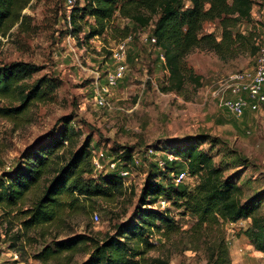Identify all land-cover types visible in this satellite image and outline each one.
I'll use <instances>...</instances> for the list:
<instances>
[{
  "label": "rangeland",
  "instance_id": "obj_1",
  "mask_svg": "<svg viewBox=\"0 0 264 264\" xmlns=\"http://www.w3.org/2000/svg\"><path fill=\"white\" fill-rule=\"evenodd\" d=\"M254 1V22L240 24L239 30L255 34L256 44H261L264 0ZM82 5L77 0L72 3L70 0H32L24 10L29 19L23 29L15 25L7 36L0 34V66L17 61L36 64L40 71L29 84L46 78L50 86L48 99L32 104L23 118L0 116V176L17 167L29 147L52 131L57 132L65 119L79 131V146L90 140L94 154L105 153L103 168L94 167L96 178L116 173L117 169L108 165L110 160H117L119 168L131 162L120 157L125 148L132 150L139 163H132L131 174L122 178L125 187L122 195L117 193L112 200L89 201L60 226L53 223L24 234L20 219L10 218L0 208V264H41L35 256L55 240L80 234L95 237L114 234L118 224L135 214L150 174L159 175L157 180L168 186L172 180L167 175L174 177L185 170L179 164L175 172H168L172 161L165 146L187 144L186 140L188 143L200 141L201 135L211 136L199 143L201 148L217 162L223 159L229 162L226 174L237 175L248 196L263 199L260 214L264 216V110L247 112L237 118L220 100L223 94L220 81L237 70L253 67L256 54L245 51L223 60L214 51L196 49L187 56V61L203 76V85L195 88L188 84L182 93L164 92L167 68L159 52L144 38L151 35L153 25L142 27L117 16L115 25H129L134 38L128 44L124 76L109 98L111 107H99L94 100L95 78L100 74L101 82L105 83L106 74L116 68L112 55L117 41L111 32L87 39L89 25L95 23L88 16L79 17L82 31L73 34L71 13ZM204 32L220 38L222 28L218 21H207ZM149 148H153V153L148 152ZM198 182L199 178L190 177L183 185L191 187ZM40 195L41 189L31 191L23 208L33 204ZM160 201L155 207L167 210L183 233L173 235L170 240L156 234L153 238L156 247L148 255L168 259L171 264H207L205 249L197 248L188 234L196 222L195 216L186 213L183 207L170 202L163 205ZM94 212L99 214L96 222ZM250 225L249 219H242L224 226L233 264H264V252L257 250L244 234ZM18 233L23 235L15 240ZM88 257L82 251L74 255L64 253L49 263L61 264L72 258L73 263L80 264Z\"/></svg>",
  "mask_w": 264,
  "mask_h": 264
},
{
  "label": "trees",
  "instance_id": "obj_2",
  "mask_svg": "<svg viewBox=\"0 0 264 264\" xmlns=\"http://www.w3.org/2000/svg\"><path fill=\"white\" fill-rule=\"evenodd\" d=\"M31 1L0 0L1 35L7 36L15 25L19 30L23 29L29 19L24 10ZM77 3L83 5L75 7L71 13L73 34L82 31L79 17L88 16L95 21L89 25L87 39L108 32L117 42L126 38L132 33L131 27L116 26L117 16L142 27L153 25L150 36L157 39L153 47L160 46L166 56L168 74L162 86L164 92L182 93L188 84L195 88L203 85V76L187 61V56L196 49L214 51L227 60L245 51L256 54L259 48L255 34L239 30L240 24L254 22V0H77ZM207 21L219 22L220 38L204 32ZM39 71L38 65L24 61L0 66L1 117L23 118L32 104L48 99L50 86L46 78L29 84ZM79 137V131L65 119L57 132L52 131L29 147L18 166L0 176V208L10 218L20 219L24 234L53 223L60 226L71 213L78 212L89 201L96 198L112 200L117 193H124V182L119 174L95 177L91 142L86 140L79 146ZM210 137L201 135L200 141L188 143L186 140L187 144L165 146L167 152L176 157L170 162L168 172H175L181 164L192 178H199L197 184L191 187L183 185L185 182L176 184L175 176L167 175L172 180L167 186L157 180L159 175L150 174L135 214L118 224L114 234L107 233L103 237L80 234L55 240L35 258L41 264H50L61 254L74 255L82 251L89 257L80 264H171L168 259L148 255L156 247L153 241L156 234L170 240L182 232L167 210L155 207L160 200L183 207L186 213L195 216V224L189 233H184L191 234L190 239L197 248L205 249L207 264H233L224 226L242 219L251 221L244 234L257 250L264 252V216L260 214L263 199L248 196L237 175L226 174L229 162L224 159L217 162L199 146ZM120 157L132 160V150L125 148ZM38 189H41V195L23 208L27 195ZM22 235L18 233L15 240H20ZM61 264L77 263L71 258Z\"/></svg>",
  "mask_w": 264,
  "mask_h": 264
},
{
  "label": "built area",
  "instance_id": "obj_3",
  "mask_svg": "<svg viewBox=\"0 0 264 264\" xmlns=\"http://www.w3.org/2000/svg\"><path fill=\"white\" fill-rule=\"evenodd\" d=\"M73 0H70L72 3ZM133 34H129L126 38L121 39L117 42L116 47L113 49V59L116 64V68L106 74L105 83L101 82L102 76L98 74L96 76V89L94 100L99 107L109 108L111 107L110 96L112 95V90L114 86L118 83L120 79L123 78L126 64V54L128 44L133 40ZM146 41H149L150 44L155 45L157 39L154 36L144 37ZM258 51L256 53V61L251 68L240 69L227 78H224L220 81L221 91L223 94L220 96L222 106L233 116L237 118L243 117L247 112H259L264 110V41L260 44L258 43ZM159 52L160 60L163 64H166V56L162 51L160 46L156 47ZM219 94V93H217ZM153 153V148H149L148 152ZM169 160L174 161L176 157L173 154H168ZM105 153L100 152L93 155L92 163L95 169H102ZM133 159L130 160V163L123 165L119 168L117 160H110L109 167L117 169L115 171L122 178L127 177L131 174L129 167L132 166V163H139V159L136 155L133 156ZM121 161V159H118ZM190 173L185 169L181 172H178L175 175V183L180 184L190 178ZM192 178V177H191ZM167 201H160L161 204H165ZM94 221L99 220L98 212H94L93 215ZM16 257L18 254L16 253Z\"/></svg>",
  "mask_w": 264,
  "mask_h": 264
}]
</instances>
